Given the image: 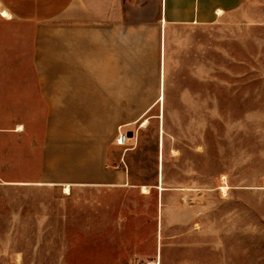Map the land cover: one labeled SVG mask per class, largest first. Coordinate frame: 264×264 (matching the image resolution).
I'll use <instances>...</instances> for the list:
<instances>
[{
  "label": "crops",
  "instance_id": "0c3cea01",
  "mask_svg": "<svg viewBox=\"0 0 264 264\" xmlns=\"http://www.w3.org/2000/svg\"><path fill=\"white\" fill-rule=\"evenodd\" d=\"M242 3L0 0V120L16 121L18 135L33 130L30 144L40 153L37 165L11 167L65 170L1 185L26 191L28 216L64 218L76 208L75 191L125 184L119 128L129 131L156 110L159 121L209 119L222 19ZM159 230L153 264H222L221 236Z\"/></svg>",
  "mask_w": 264,
  "mask_h": 264
},
{
  "label": "rangeland",
  "instance_id": "374dc122",
  "mask_svg": "<svg viewBox=\"0 0 264 264\" xmlns=\"http://www.w3.org/2000/svg\"><path fill=\"white\" fill-rule=\"evenodd\" d=\"M211 75L209 119L159 121L156 110L134 123L117 153L126 183L75 191L64 218L28 216L26 191L1 185L65 170L12 168L40 153L33 130L0 120V264H153L159 228H204V240L221 236L220 263L264 264V0L222 19Z\"/></svg>",
  "mask_w": 264,
  "mask_h": 264
},
{
  "label": "built area",
  "instance_id": "2783aa9c",
  "mask_svg": "<svg viewBox=\"0 0 264 264\" xmlns=\"http://www.w3.org/2000/svg\"><path fill=\"white\" fill-rule=\"evenodd\" d=\"M130 133L128 130H124L123 127L119 128V133H118V137H117V144L120 147H127L129 145L130 142Z\"/></svg>",
  "mask_w": 264,
  "mask_h": 264
},
{
  "label": "bare ground",
  "instance_id": "6f19581e",
  "mask_svg": "<svg viewBox=\"0 0 264 264\" xmlns=\"http://www.w3.org/2000/svg\"><path fill=\"white\" fill-rule=\"evenodd\" d=\"M147 120L144 121V124H147ZM66 192L69 193L70 192V189L69 188H66ZM144 193L147 194V191L146 189L144 188Z\"/></svg>",
  "mask_w": 264,
  "mask_h": 264
}]
</instances>
